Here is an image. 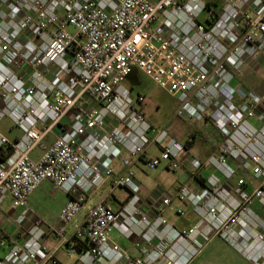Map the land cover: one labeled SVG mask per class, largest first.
<instances>
[{
	"label": "built area",
	"instance_id": "obj_1",
	"mask_svg": "<svg viewBox=\"0 0 264 264\" xmlns=\"http://www.w3.org/2000/svg\"><path fill=\"white\" fill-rule=\"evenodd\" d=\"M263 51L264 0H0V125L8 119L21 132L11 138L0 128V264H64L57 252L65 247L80 264H190L218 234L233 242L237 226L244 235L258 232L264 93L244 88L241 78ZM135 66L178 100L177 116L212 124L221 136L208 159L187 161L191 178L203 180L200 189H178L199 215L187 229L164 215L167 194H152L154 216L142 204L133 164L177 170L194 138L184 143L147 118L146 96L124 83ZM45 181L72 196L57 227L28 203ZM119 188L128 197L116 208ZM8 199L15 217L4 210ZM113 231L137 237L142 256ZM48 236L57 239L53 249ZM243 250L264 264V234Z\"/></svg>",
	"mask_w": 264,
	"mask_h": 264
},
{
	"label": "rangeland",
	"instance_id": "obj_2",
	"mask_svg": "<svg viewBox=\"0 0 264 264\" xmlns=\"http://www.w3.org/2000/svg\"><path fill=\"white\" fill-rule=\"evenodd\" d=\"M124 83L130 88L133 95L143 94L146 96L144 107L147 118L157 127L168 129L173 134V136L177 137L180 141L185 143L189 133L195 128L199 127L203 129L204 134L200 135L195 146L186 152L184 156H188V153H192V155H196L201 159H205L204 157H206V154L209 152V154H207L208 157L206 158L208 159L220 145L221 139L217 136V132L213 130V126H205L204 122L191 119H182L177 116L176 111L179 105L178 100L168 91L163 89L159 84H157L141 68L136 66L133 67L131 72L126 76ZM7 124H9V120L5 119L1 123L0 128L3 131H6ZM15 133H20V131L16 130ZM213 143L216 144L214 148H212ZM40 153L41 147H38L33 152V157H36ZM187 165L188 162H186V166ZM135 168L138 180L143 184L145 190H148V192L152 190H159L163 193L164 190V192L171 197L172 195H175L176 189L178 191L179 188H177V184L173 183V180L179 177V173L183 170V167H180L177 170L167 171L164 169V165H160L156 168H150L146 163L141 162L136 165ZM241 174L250 180L251 185L255 184V179L251 173L241 172ZM156 192L158 191H155L154 193ZM116 193L121 195L125 194L120 190V188L116 190ZM67 197L68 194L64 190L56 189L49 182L40 185L36 194L31 199H28V203L32 211L38 217H41L47 226H55L59 222L61 207ZM180 202L185 201H182L178 196L177 198L175 196L172 204L169 206L171 208L175 207L174 209L176 214H178L176 210L178 209L177 205H179ZM6 211L12 217H15L18 213V210L13 209L12 206L10 208L8 207ZM262 225L263 226L258 227V232L252 233L253 236L248 234L244 235L241 232V227L237 226L236 237L234 238L236 240L233 242L218 234L214 236L209 243H211L216 238H220L242 258L250 260L246 256L247 253L244 252L243 247L246 248L248 243L250 244L251 242H256V239L261 238V235L264 234V223ZM16 230L17 227L13 224L10 227V231L14 233V236H17ZM113 235L116 236L117 233L113 232ZM65 249L67 248L65 247ZM218 249L220 251L219 253H216L218 258H213L211 263L209 261L210 259L205 257L207 264H241V262L235 259V256H233L229 250L220 249L218 246H216V251ZM63 259L65 264H75L78 259V255L75 254L73 256H66L64 254ZM250 262V264H255L251 260Z\"/></svg>",
	"mask_w": 264,
	"mask_h": 264
},
{
	"label": "crops",
	"instance_id": "obj_3",
	"mask_svg": "<svg viewBox=\"0 0 264 264\" xmlns=\"http://www.w3.org/2000/svg\"><path fill=\"white\" fill-rule=\"evenodd\" d=\"M241 85L244 88H246V89L254 90V91L258 92V93H264V51L259 53L254 58L253 61H251L250 63H248L245 66L244 75L241 78ZM143 109L145 111V107L144 106H143ZM205 126H213V130L217 132V136L221 139V136H220L219 132L217 131V129L215 128L214 125L205 123ZM16 130H19V129H17L15 126H13L11 124V122L9 121V124H7V130H6L7 132L6 131H4V132L9 137L14 138L15 136H18V135L21 134V132L20 133H15ZM193 133H195V135H196L195 138H194V145H192L191 147H188V151L191 150V148H193L195 146V144L197 142V139L200 137V135L204 134L203 129H201L199 127L195 128L193 131H191L189 133V135H192ZM10 134H12V135H10ZM171 135L173 136L172 133H171ZM215 145L216 144L213 143L212 144V148H214ZM155 151L156 150H155L154 146H152L149 149V153H153ZM207 154H209V152ZM207 154H206V157H204L205 159L202 158V160H206V158L208 157ZM191 156L197 157L196 155H192V153H190V154L188 153V156H184L183 155V158H182V160H183V166H182L183 170L179 173V177H177L175 180H173V183L177 184V188H180V186H182L184 184H189L195 189H200L203 186L202 179H192L191 176H190L189 167L186 166V162L188 161V159ZM198 158H199V156H198ZM141 162L146 163L144 159H140L139 161H137L136 163L133 164L132 169L134 171H136L135 166L138 165ZM115 165H116V172H117L118 175H122V174H124L126 172L127 168L120 161H116ZM161 165H164V169L165 170L170 171V169L167 168V164L163 163ZM49 182L54 186V184L51 181H45L43 183H49ZM141 185H142L141 197H142L143 207L148 213H150L152 216H154V214H155L154 206L155 205H154V202H153L154 200H153V195L152 194L155 191H158L156 193H162V191H159V190L153 191L152 190V191L148 192V190H145V188H144L142 183H141ZM38 188L29 196V199H31L36 194ZM108 190H109V184H106L97 194H95L93 197L90 198L88 204L90 205L93 202L99 201L101 199L102 195L105 192H107ZM120 190L122 192H124L125 194L121 195V194H117L116 193L115 197L112 200V203H113L114 207H116V208L120 207V205L123 204L124 200L128 197V191L126 189L120 188ZM163 193L167 194V193L164 192V190H163ZM177 193H178V191L176 189L175 195L171 196L172 202H173L175 196L177 198V196H178ZM67 194H68V197L63 202L61 209L72 198V196L69 193H67ZM8 207L9 208L11 207V200L10 199H8L5 202V204H4V210H5L6 213H8L6 211V209ZM177 207H178V209L176 210V212L179 209H182L183 210V214H179L178 212H177L178 214H176L175 213V209H174L175 207L174 208L173 207L172 208L171 207H167L165 212H164V215L168 218V220L171 222V224L174 227H176L179 230H183V229H187V228L193 226L194 224H196L198 222L199 215L196 213L194 207L189 202H180L179 205H177ZM0 217H1V215H0ZM59 225H60V220L55 226L54 225H52V226L57 227ZM72 231H73V227L71 226L69 228V230H68V233L71 235ZM113 232L117 233L116 236L113 235V238L116 241H118L130 254H132L135 257L142 256V253H141V251H140V249H139V247L137 245V240H138L137 237L133 236L132 238H126V237L121 236L117 231H113ZM45 244L48 246V248L53 249L57 245V239L54 238L53 236H48V237L45 238ZM216 246H218L220 249L229 250L233 254V256H235V259L239 260L241 262V264H250L251 263L250 260L242 258L236 251H234L230 246L225 244L220 238H216L211 243L206 245L202 249V251L190 262V264H207V262L205 261V257H208L210 259L209 261L211 263L213 258L214 259H215V257L218 258L216 253L220 252L219 249L216 251ZM182 250H183V248H180L179 251H182ZM64 254L66 256H68L67 250L65 248H61L57 252V257L63 263H64V259H63ZM207 255H211V256H207ZM75 264H80V263L78 261H76Z\"/></svg>",
	"mask_w": 264,
	"mask_h": 264
},
{
	"label": "trees",
	"instance_id": "obj_4",
	"mask_svg": "<svg viewBox=\"0 0 264 264\" xmlns=\"http://www.w3.org/2000/svg\"><path fill=\"white\" fill-rule=\"evenodd\" d=\"M193 138H195V133H193L192 135H191ZM192 145H194V140L192 141V142H187V147H191ZM6 154L3 152L2 153V155H1V157H4ZM203 181V180H202ZM77 246L79 247V249H81L83 246H85V243L84 242H82V241H78L77 242Z\"/></svg>",
	"mask_w": 264,
	"mask_h": 264
},
{
	"label": "bare ground",
	"instance_id": "obj_5",
	"mask_svg": "<svg viewBox=\"0 0 264 264\" xmlns=\"http://www.w3.org/2000/svg\"><path fill=\"white\" fill-rule=\"evenodd\" d=\"M236 240V239H235Z\"/></svg>",
	"mask_w": 264,
	"mask_h": 264
}]
</instances>
